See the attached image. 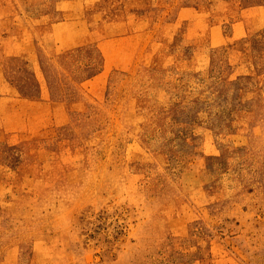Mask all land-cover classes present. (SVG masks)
<instances>
[{
	"label": "rangeland",
	"instance_id": "1",
	"mask_svg": "<svg viewBox=\"0 0 264 264\" xmlns=\"http://www.w3.org/2000/svg\"><path fill=\"white\" fill-rule=\"evenodd\" d=\"M0 264H264V0H0Z\"/></svg>",
	"mask_w": 264,
	"mask_h": 264
}]
</instances>
